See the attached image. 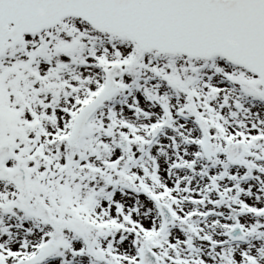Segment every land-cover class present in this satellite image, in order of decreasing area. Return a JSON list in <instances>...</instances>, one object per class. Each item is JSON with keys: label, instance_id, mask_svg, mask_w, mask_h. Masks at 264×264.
Segmentation results:
<instances>
[{"label": "snow or ice", "instance_id": "obj_1", "mask_svg": "<svg viewBox=\"0 0 264 264\" xmlns=\"http://www.w3.org/2000/svg\"><path fill=\"white\" fill-rule=\"evenodd\" d=\"M0 264H264V0H0Z\"/></svg>", "mask_w": 264, "mask_h": 264}]
</instances>
